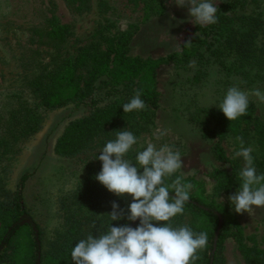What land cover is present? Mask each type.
<instances>
[{"label":"rangeland","instance_id":"rangeland-1","mask_svg":"<svg viewBox=\"0 0 264 264\" xmlns=\"http://www.w3.org/2000/svg\"><path fill=\"white\" fill-rule=\"evenodd\" d=\"M220 2L213 0L217 5ZM79 4L81 0H0V202L12 203L21 177L26 175L23 197L42 230L43 245L46 249L60 245L69 225L67 214L72 212L67 208L69 198L86 173L79 159L58 153L56 144L69 122L87 114L89 107L70 103L50 109L29 83L35 73L53 68L61 57L90 40H98L105 47L106 38L130 30L132 56L166 58L157 69L159 106L155 122L137 138L133 150L141 151L149 142L157 148L168 144L178 149L184 177L200 180L206 195L226 205L243 226L242 240L228 238L224 242L219 264H264V207L254 206L250 214L236 213L228 200L229 194L216 188L217 180L211 174L216 167L231 171L232 161L238 163L240 170L244 167L243 158L234 156L240 148L236 137L243 138L245 147L253 148L257 168L264 157L257 135L253 129L245 135L229 134L221 146L231 162H222L212 151L213 143L201 139L177 113L187 101L216 106L227 92L215 83L218 74L209 76L200 88L192 85L187 79L190 70L183 69L175 58H169L182 49L185 37L194 33L196 24L188 8L177 6L174 0H84L82 8H78ZM255 13L264 22V0H256ZM53 16L69 28V35L62 42L40 37L37 32L48 29ZM259 90L264 92L263 88ZM249 103L256 107V114L264 122V103L255 96L249 97ZM14 115L11 131L9 121ZM121 201L127 208L132 197L125 194ZM25 222L32 221L25 218L21 224Z\"/></svg>","mask_w":264,"mask_h":264},{"label":"trees","instance_id":"trees-1","mask_svg":"<svg viewBox=\"0 0 264 264\" xmlns=\"http://www.w3.org/2000/svg\"><path fill=\"white\" fill-rule=\"evenodd\" d=\"M81 4L78 8H82ZM255 4L256 0H221L217 5L218 22L196 24L194 33L185 37L182 49L169 56L183 69L190 70L189 83L200 88L209 76L218 74L215 83L218 82L220 89L225 91L233 85L251 90L264 89V22L255 13ZM37 32L40 37L62 42L69 35V28L53 16L50 27ZM131 37L130 30L116 33L105 39V47L98 40H90L61 57L53 68H44L31 78L29 86L48 108L70 103L76 107H89L87 114L69 122L56 144L58 153L76 157L83 163L86 175L69 198L71 203L67 208L72 212L67 214L69 225L60 245L50 249L44 247L42 230L24 201L26 175L21 177L12 203L0 202V263L73 264L71 250L75 244L89 232L98 235L92 229V223H111L107 213L112 211V202L127 209L121 197L94 179L102 168V162L97 158L106 142L115 139V131L127 129L139 138L142 132L151 129L159 106L157 69L166 61L164 57L132 56L129 53ZM189 39L192 43L186 45ZM135 89L142 90L141 99L147 107L124 113L122 105L129 102ZM177 113L201 139L213 143L212 151L219 161L231 162L221 146V141L229 134L245 135L253 129L259 146L264 149V122L251 103L247 114L235 121L228 120L217 106H205L198 101L185 102ZM15 117L9 121V130L13 129L11 123L14 125ZM136 153L132 149L127 158L135 162ZM231 165V171L216 167L211 172L217 180L216 188L225 189L229 195L236 192L241 183L238 163L232 161ZM256 169L258 174H264V157ZM166 182L170 183V179ZM184 182L192 183L194 188L183 214L161 223H171L173 227L187 225L194 232H207L208 245L198 252L200 259L196 264H219L224 242L228 238L242 240L243 226L226 205L206 195L200 180L184 177ZM174 195L170 193V196ZM25 218L32 222L21 224ZM112 223L113 226L129 224L135 228L139 219ZM34 224L36 231H33Z\"/></svg>","mask_w":264,"mask_h":264},{"label":"clouds","instance_id":"clouds-1","mask_svg":"<svg viewBox=\"0 0 264 264\" xmlns=\"http://www.w3.org/2000/svg\"><path fill=\"white\" fill-rule=\"evenodd\" d=\"M174 2L181 8L187 7L197 25L218 22V6L213 0ZM191 43L189 39L186 45ZM141 96L142 90L135 89L129 102L122 105L124 113L145 109L147 105ZM250 96L264 103L261 90L249 92L233 85L216 106L228 120L235 121L247 114ZM115 132V139L107 141L99 152L97 159L102 162V168L94 179L119 197L130 195L132 202L124 209L113 201L112 211L107 213L111 223H92L98 235L89 232L75 244L71 250L73 264H196L200 259L198 252L208 245L207 232H194L187 225L173 227L171 223H161L183 214L194 188L192 183L184 182L180 151L168 144L157 148L149 142L136 153L134 162L127 154L137 145V137L127 129ZM236 140L240 148L234 156L242 157L245 163L238 174L240 187L228 200L236 213L250 214L254 206L264 207V174H258L254 166L253 148L245 147L242 137ZM177 172L180 174L175 175ZM169 179L170 183L166 182ZM124 219L130 222L139 219V225L113 226V221Z\"/></svg>","mask_w":264,"mask_h":264},{"label":"water","instance_id":"water-1","mask_svg":"<svg viewBox=\"0 0 264 264\" xmlns=\"http://www.w3.org/2000/svg\"><path fill=\"white\" fill-rule=\"evenodd\" d=\"M39 264H40V261H39ZM212 264V263H211Z\"/></svg>","mask_w":264,"mask_h":264}]
</instances>
